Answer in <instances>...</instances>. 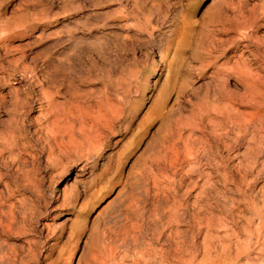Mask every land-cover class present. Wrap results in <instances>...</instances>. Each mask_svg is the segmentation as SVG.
Wrapping results in <instances>:
<instances>
[{
    "label": "rangeland",
    "instance_id": "obj_1",
    "mask_svg": "<svg viewBox=\"0 0 264 264\" xmlns=\"http://www.w3.org/2000/svg\"><path fill=\"white\" fill-rule=\"evenodd\" d=\"M243 175L264 210V0H0V264L72 227L76 264L200 261L190 199L216 222Z\"/></svg>",
    "mask_w": 264,
    "mask_h": 264
},
{
    "label": "bare ground",
    "instance_id": "obj_2",
    "mask_svg": "<svg viewBox=\"0 0 264 264\" xmlns=\"http://www.w3.org/2000/svg\"><path fill=\"white\" fill-rule=\"evenodd\" d=\"M245 47L247 48L248 44H245ZM178 136H180V134H178ZM205 149L204 146L185 145L184 152H186L188 158L193 159L191 157L193 153L204 152ZM116 165V163H112V160L106 158L103 166H101L100 172L115 168L117 167ZM160 174L163 178L170 179V176L167 173L160 172ZM177 181L181 183L180 178H178ZM239 186L237 212L234 211V213L233 210H231L228 206L230 202L227 199L221 203V217H219L216 222L213 210H209L208 208L205 212L201 207H204L207 204L208 195L205 193L204 187L200 189L194 199H190V201H193L191 205L198 207L197 210H195L197 212L191 213V216L195 219H203V224L206 226V233L204 236L205 254L203 258L200 261H196L195 253H192L189 257L188 264H264V210L262 208L255 210V207L257 206L256 200L259 197L257 191L254 192L253 190V183L248 185L247 179L244 175L240 179ZM200 199H202V203H199ZM240 202L246 209L255 212L254 214H257V219L254 221L247 218L238 228L239 218L244 217ZM262 203H264V198L262 199ZM182 206H184L183 203H179L178 207L174 206V220L179 214V210ZM187 206H184L181 210L187 211ZM188 210L194 212L191 208H188ZM228 220H230L231 224L227 229H224L225 227L223 225H226ZM216 225L218 228L215 231L214 227ZM79 226L81 228L82 224ZM234 227L238 228L240 231H237ZM82 237L81 232L77 231L76 227H72L68 235L69 245L61 248L55 264H76L78 259L77 253L80 246L79 242L82 241ZM51 244L53 246L43 255V262L45 264H52L50 260L52 259L51 253L54 244ZM95 246H97L103 254V259H106V257L109 256L105 249L99 245L97 238L95 240ZM160 253L161 252H157L156 250L147 251V256L149 257L150 262L158 264L162 263Z\"/></svg>",
    "mask_w": 264,
    "mask_h": 264
}]
</instances>
